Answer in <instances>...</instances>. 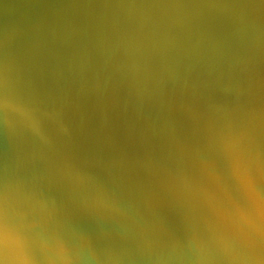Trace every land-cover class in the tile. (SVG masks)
<instances>
[{
  "label": "rangeland",
  "instance_id": "obj_1",
  "mask_svg": "<svg viewBox=\"0 0 264 264\" xmlns=\"http://www.w3.org/2000/svg\"><path fill=\"white\" fill-rule=\"evenodd\" d=\"M68 1L0 0V12L9 11L5 17L13 13L8 23L4 14L1 16L3 21L0 17V27L10 30L14 38L13 47L0 52L3 63L0 62V71H5V75L9 73L6 78L8 88L12 86L14 89V95L11 94L21 100L24 96V105L34 111L36 125L40 124L37 126L38 132L30 133L31 127L18 126V134L16 130L15 134L4 125L0 115V159L4 158L9 168L0 169L6 170V173L1 171L0 176L6 177L5 185L12 189L11 204L14 202L18 206L14 211L23 214L31 202L32 208L23 214V219L27 221L40 220L46 216L43 210L48 205L54 213L59 211L55 218L65 236L92 239L87 240L88 251L98 257L101 264H191L188 246L193 233L207 237L218 228L207 208L191 198L179 197L169 189L170 184L162 180L160 169L194 174L202 167V163H206L220 175L234 200L241 205L246 203L238 184L228 175L216 143L219 135L227 132L229 127L234 131L243 130L246 138L259 148L264 157V0ZM3 2H7V7ZM57 5L62 8V12ZM71 13H74L73 16ZM4 22L6 26H3ZM25 22H28L27 25ZM39 26L40 30L37 28ZM148 31L152 32V37ZM178 44L181 46L178 47ZM5 60H10V63L5 64ZM13 60L20 62L17 65L14 61L16 68L13 67ZM26 61H29L30 66ZM101 63L105 65L100 67ZM2 75L0 79L2 77L5 81V75ZM129 79L133 83L129 84ZM4 81L0 82V89L2 86L4 89L0 90V94L5 91ZM126 81L128 84H125ZM24 86L27 88L23 92L20 87L25 89ZM31 87L34 90L36 88V91ZM21 92L25 95L21 96ZM32 98L38 100L37 105ZM21 100L17 101L22 103ZM61 124L68 126V134L61 130ZM41 126L44 128L43 134ZM45 132L47 135H44ZM25 138L29 143L32 142L31 147L26 144ZM38 141H41L40 144ZM37 144L39 148L34 149ZM7 147L10 150L12 148L9 150L11 153L6 152ZM47 147L54 149L50 151ZM28 148L29 152L32 149L36 151L30 154H35L29 155ZM10 164H15L13 166L17 168L14 169ZM6 165L4 162L3 166ZM12 174L16 177L20 175V178ZM253 175L257 187L264 189V177L256 173ZM33 179L34 184L30 185ZM80 179L90 189L111 197L115 210L104 213L105 218L104 214L86 211L82 206L84 192L77 186ZM70 196L79 198L71 206L64 201ZM68 210L70 213L66 216ZM221 223L230 224L224 217ZM107 227L110 229L107 230ZM35 231L39 232V227ZM97 236L98 239L103 237L104 241H97ZM174 243L182 249L173 248L171 245ZM180 255L184 257L183 260L175 258ZM110 257L120 259L113 262L108 259ZM90 264L97 262L93 260ZM211 264L226 262L214 257Z\"/></svg>",
  "mask_w": 264,
  "mask_h": 264
},
{
  "label": "clouds",
  "instance_id": "obj_2",
  "mask_svg": "<svg viewBox=\"0 0 264 264\" xmlns=\"http://www.w3.org/2000/svg\"><path fill=\"white\" fill-rule=\"evenodd\" d=\"M0 115L5 126L12 132L18 126H28L33 131L37 130L33 110L14 98L8 90L7 80L4 93L0 94ZM61 130L65 134L69 133L68 128L62 124ZM216 147L225 161L228 175L236 181L245 198L243 186L235 175L234 162L237 158H244V163H247L249 157L258 162L262 157L259 148L246 138L243 130L234 131L231 127L226 133L219 135ZM160 170L162 180L170 184L169 189L177 196L191 198L207 208L218 228L207 237L193 233L188 246L191 252L189 257L191 264H211L214 257H219L226 264H264V250L258 243L253 245L249 242L246 230H242L234 221L227 225L221 223L223 218L221 210L226 212L236 200L213 168L202 163V167L194 174L183 171L173 172L163 168ZM5 186L12 193L11 187L7 184ZM77 186L84 192L82 206L86 211L104 214L115 210L111 197L90 189L82 179ZM30 222L38 224L40 231L26 235V259H2L0 264H90L93 260L101 264L98 257L89 253V244L85 238L72 239L65 236L55 218L54 210L50 209L42 219H33ZM256 226L258 229L259 219ZM171 246L181 247L175 243ZM175 258L184 259L182 255ZM108 259L115 262L120 258Z\"/></svg>",
  "mask_w": 264,
  "mask_h": 264
},
{
  "label": "snow or ice",
  "instance_id": "obj_3",
  "mask_svg": "<svg viewBox=\"0 0 264 264\" xmlns=\"http://www.w3.org/2000/svg\"><path fill=\"white\" fill-rule=\"evenodd\" d=\"M234 171L243 186L246 203L241 205L236 201L226 212L221 210V215L228 222L234 221L242 230H246L249 242L253 245L258 243L264 250V189L257 187L256 177L253 175L256 173L264 177V157L258 162L249 157L247 163H244V158H237ZM12 199L13 193L4 184H0V260L26 259L25 237L39 227L38 224L23 219L22 213L13 210Z\"/></svg>",
  "mask_w": 264,
  "mask_h": 264
},
{
  "label": "bare ground",
  "instance_id": "obj_4",
  "mask_svg": "<svg viewBox=\"0 0 264 264\" xmlns=\"http://www.w3.org/2000/svg\"><path fill=\"white\" fill-rule=\"evenodd\" d=\"M38 1H42V0H38ZM48 1L50 2V0H48ZM67 1H68V0H67ZM76 1H77V0H76ZM89 1H90V0H89ZM147 1H148V0H147ZM18 2H19V1H18ZM43 2H44V0H43ZM51 2H52V1H51ZM53 2H54V1H53ZM62 2H63V1H62ZM68 2H69V4H70L71 6L73 5V4L70 3L71 1H68ZM60 3H61V2H60ZM89 3H90V2H89ZM56 4H57V2H56ZM65 4H66V2H65ZM65 4H64V5H65ZM50 5H51V4H50ZM53 5H54V4H53ZM58 5H59V4H58ZM58 5H57V6H58ZM66 5H67V4H66ZM145 5H146V4H145ZM41 6H42V5H41ZM61 6H62V5H61ZM50 7H51V6H50ZM58 7H59V9L61 8L60 6H58ZM31 8H32V7H31ZM37 8H38V6H37ZM2 9H3V8H2ZM8 9L11 10L10 8H8ZM29 9H30V8H29ZM47 9H49V7H48ZM59 9H57V10H59ZM63 9H64V8H63ZM83 9H84V8H83ZM159 9H160V8H159ZM15 10H16V9H15ZM15 10H14V11H15ZM32 10H33V9H32ZM45 10H46V9H45ZM57 10H56V12H57ZM29 11H31V10H29ZM36 11H37V10H36ZM42 11H43V10H42ZM62 11H63V10H62V8H61V12H62ZM67 11H68V10H67ZM1 12H2V11H1ZM1 12H0V17H1L3 14H4V17H5V15H8V14L6 13V12H8V11L5 12V10H4V11L2 12V14H1ZM4 12H5L6 14H5ZM16 12H17V10H16ZM49 12H50V10H49ZM49 12H47V13H49ZM38 13H39V12H38ZM52 13H54V12H52ZM65 13H66V12H65ZM69 13H70V12H69ZM77 13H78V12H77ZM79 13H81V12H79ZM102 13H103V12H102ZM12 14H13V13H12ZM12 14H11V15H12ZM14 14H15V13H14ZM20 14H22V12H21ZM33 14H34V13H33ZM54 14H55V13H54ZM60 14H61V13H60ZM71 14H72V13H71ZM73 14H74V13H73ZM73 14H72L71 16H73ZM75 14H76V13H75ZM153 14H154V12H153ZM157 14H158V12H157ZM165 14H166V13H165ZM11 15H9V17H11ZM22 15H23V14H22ZM26 15H27V14H26ZM84 15H85V14H84ZM105 15H106V14H105ZM12 16H13V15H12ZM24 16H25V15H24ZM47 16H48V15H47ZM51 16H52V15H51ZM51 16H49V17H51ZM58 16H60V15H58ZM139 16H140V15H139ZM159 16H160V15H159ZM9 17H8V16L5 17V18H7V19L5 20V21H7V23H8V21L11 22V20H10ZM18 17H19V16H18ZM26 17H28V16H26ZM40 17H41V15H40ZM55 17H56V16H55ZM89 17H90V16H89ZM162 17H165V16H162ZM8 18H9V20H8ZM11 18H12V17H11ZM23 18H24V17H23ZM34 18H35V17H34ZM37 18H38V17H37ZM46 18H48V17H46ZM66 18H67V15H66ZM70 18H71V17H70ZM165 18H166V17H165ZM3 19H4V18L1 17V20H2V21H3ZM68 19H69V18H68ZM142 19H143V18H142ZM150 19H151V17H150ZM152 19H153V18H152ZM162 19H163V18H162ZM15 20H17V18L14 19V21H15ZM22 20H23V19H22ZM25 20H26V19H24L23 21H25ZM34 20H35V19H34ZM48 20H49V19H48ZM52 20H53V19H52ZM85 20H86V19H85ZM99 20H100V19H99ZM179 20H180V19H179ZM20 21H21V20H20ZM31 21H32V20H31ZM62 21H64V19H63ZM141 21H142V20H141ZM150 21H151V20H150ZM161 21H162V20H161ZM0 22H1V21H0ZM16 22H17V21H15V23H16ZM44 22H45V24H46V21H45V20H44ZM55 22H56V21H55ZM97 22H98V21H97ZM163 22H164V21H163ZM174 22H175V21H174ZM179 22H180V21H179ZM179 22H178V24H179ZM23 23H24V22H23ZM25 23H26V22H25ZM27 23H28V22H27ZM27 23H26V25H27ZM47 23H48V22H47ZM62 23H63V22H62ZM140 23H141V22H140ZM164 23H165V22H164ZM12 24H13V22L11 23V25H12ZM36 24H37V22H36ZM60 24H61V23H60ZM63 24H65V23H63ZM162 24H163V23H162ZM180 24H181V23H180ZM4 25L6 26V22L3 23V26H4ZM9 25H10V23H9ZM9 25H8V26H9ZM17 25H18V24H16V26H17ZM21 25H22V24H21ZM32 25H33V24H32ZM41 25H42V24H41ZM46 25H47V24H46ZM48 25H49V24H48ZM141 25H142V24H141ZM13 26H14V25H13ZM18 26H19V25H18ZM34 26H35V24H34ZM34 26H33V27H34ZM51 26H52V22H51ZM65 26H66V25H65ZM151 26H152V25H151ZM178 26H179V25H178ZM42 27H43V26H42ZM67 27H68V26H67ZM98 27H99V25H98ZM147 27H148V26H147ZM154 27H155V25H154ZM172 27H173V26H172ZM15 28H16V27H13V29H15ZM18 28H19V27H18ZM20 28H21V27H20ZM34 28H35V27H34ZM37 28L39 29L40 26L37 27ZM43 28H44V27H43ZM101 28H103V27H101ZM40 29H41V28H40ZM40 29H39V30H40ZM133 29H134V28H133ZM155 29H157V28H155ZM155 29L153 28V30H155ZM163 29H164V27H163ZM15 30H16V29H15ZM20 30H22V28H21ZM52 30H54V29H52ZM99 30H100V29H99ZM99 30H98V31H99ZM102 30H104V29H102ZM147 30H148V29H147ZM160 30H161V29H160ZM9 31H10V30H5V29H3V27H2V28L0 27V52H2V51H6V50H10V49L13 47V45H14V44H13V43H14V38H13L12 35H11L12 32L10 33ZM50 31H51V30H50ZM104 31H105V30H104ZM110 31H111V29H110ZM130 31H131V30H130ZM39 32H40V31H39ZM88 32H89V31H88ZM102 32H103V31H102ZM123 32H124V31H123ZM148 32L150 33V31H148ZM163 32H164V30H163ZM30 33H31V32H30ZM116 33H117V32H116ZM118 33H119V32H118ZM118 33H117V35H119ZM130 33H132V32H130ZM178 33H179V31H178ZM37 34H38V33H37ZM44 34H45V33H44ZM101 34H102V33H101ZM105 34H107V33H105ZM120 34H121V33H120ZM124 34H125V32H124ZM127 34H128V33H127ZM151 34H152V32L150 33V37H152ZM38 35H39V34H38ZM98 35H99V34H98ZM107 35H108V34H107ZM113 35H116V34L113 33ZM113 35H112V36H113ZM134 35H135V34H134ZM139 35H140V33H139ZM141 35H143V34H141ZM148 35H149V34H148ZM13 36H14V35H13ZM25 36H26V35H25ZM61 36H62V35H61ZM73 36H74V35H73ZM92 36H93V35H92ZM94 36H95V33H94ZM96 36H97V35H96ZM109 36H110V35H109ZM126 36H127V35H126ZM154 36H155V35H154ZM166 36H167V35H166ZM29 37H31V36L29 35ZM98 37L100 38V36H98ZM98 37H97V38H98ZM141 37H142V36H141ZM39 38H40V37L38 36L37 39H39ZM111 38H112V37H111ZM113 38H114V37H113ZM113 38H112V39H113ZM145 38H146V37H145ZM33 39H34V38H33ZM41 39H42V38H41ZM41 39H40V40H41ZM48 39H49V38H48ZM89 39H90V38H89ZM106 39H107V38H106ZM106 39H105V40H106ZM138 39H139V37H138ZM142 39H143V38H142ZM157 39H158V38H157ZM67 40H69V39L67 38ZM82 40H83V39H82ZM144 40H145V39H144ZM148 40H149V39H148ZM151 40H152V39H151ZM35 41H36V40H35ZM35 41H33V43H34ZM37 41H38V40H37ZM108 41H109V40H108ZM108 41L106 42L107 44H108ZM140 41H141V39H140ZM146 41H147V40H146ZM168 41H170V40H168ZM17 42H18V41H17ZM39 42H40V41H39ZM97 42H98V39H97ZM102 42H103V41H102ZM109 42H110V41H109ZM147 42H148V41H147ZM147 42H146V44H147ZM150 42H151V41H150ZM153 42H154V38H153ZM156 42H157V41H156ZM159 42H160V40H159ZM26 43H27V40H26ZM36 43H37V42H36ZM41 43H42V42H41ZM110 43H111V42H110ZM114 43H115V42H114ZM168 43H169V45H170V42H168ZM94 44H96V43H94ZM136 44H137V43H136ZM148 44H149V43H148ZM151 44H152V43H151ZM153 44H154V43H153ZM161 44H162V43H161ZM175 44H176V42L174 43V45H175ZM179 44H180V43H179ZM179 44H178V47L181 46V45H179ZM15 45H16V44H15ZM24 45H25V44H24ZM34 45H35V44H34ZM38 45H39V44H38ZM40 45H41V44H40ZM89 45H90V43H89ZM108 45H109V44H108ZM17 46H18V45H17ZM17 46H16V47H17ZM28 46H29V45H28ZM35 46H36V45H35ZM35 46H34V47H35ZM44 46H45V45H44ZM87 46H88V45H87ZM94 46H95V45H94ZM98 46H99V45H98ZM104 46H105V45H104ZM106 46H107V45H106ZM114 46H115V45H114ZM117 46H118V45H117ZM122 46H123V45H122ZM127 46H128V45H127ZM149 46H150V45H149ZM152 46H153V45H151V47H152ZM158 46H159V45H158ZM165 46H167V45H165ZM32 47H33V46H32ZM36 47H37V46H36ZM36 47H35V48H36ZM176 47H177V45H176ZM37 48H38V47H37ZM93 48H95V47H93ZM96 48H97V46H96ZM99 48H100V47H99ZM101 48H103V47H101ZM130 48H131V47H130ZM130 48H129V50H130ZM156 48H158V47H157V44H156ZM161 48H163V50L165 49L164 47H161ZM170 48H172V47H170ZM45 49H46V48H45ZM86 49H87V48H86ZM88 49H89V48H88ZM139 49H140V48H139ZM158 49H159V48H158ZM172 49H173V48H172ZM180 49H181V48H180ZM17 50H18V48H17ZM39 50H40V49H39ZM96 50H97V49H96ZM107 50H108V49H107ZM124 50H125V48H124ZM126 50H127V48H126ZM131 50H132V49H131ZM134 50H135V49H134ZM154 50H155V47H154ZM177 50H179V49L177 48ZM184 50H185V49H184ZM24 51H25V50H24ZM85 51H86V50H85ZM135 51H136V50H135ZM158 51H159V50H158ZM158 51H156V52H158ZM263 51H264V50H263ZM27 52H29V51L27 50ZM78 52H79V51H78ZM100 52H101V51H100ZM100 52H99V53H100ZM116 52H117V50H116ZM127 52H128V51H127ZM170 52H171V51H170ZM86 53L88 54L89 52H86ZM95 53L97 54V52H95ZM99 53H98V54H99ZM133 53H134V52H133ZM140 53H141V52H140ZM140 53H139V54H140ZM10 54H11V53H10ZM109 54H110V53H109ZM109 54H108V55H109ZM129 54H132V53L129 52ZM151 54H152V52H151ZM11 55H12V54H11ZM32 55L34 56V54H32ZM78 55H79V54H78ZM82 55H83V54H82ZM102 55H103V54H102ZM106 55H107V54H106ZM141 55H142V54H141ZM149 55H150V54H149ZM29 56H30V55H29ZM54 56H55V55H54ZM100 56H101V55H100ZM115 56H116V53H115ZM133 56H134V55H133ZM144 56H145V55H144ZM37 57H38V56H37ZM90 57H91V56H90ZM94 57H95V56H94ZM107 57H108V56H107ZM118 57H119V56H118ZM122 57H123V56H122ZM131 57H132V56H131ZM140 57H141V56H140ZM149 57H151V56H149ZM52 58H53V57H52ZM59 58H60V57H59ZM114 58H115V57H114ZM116 58H117V57H116ZM165 58H167V57H165ZM27 59H28V58H27ZM97 59H98V58H97ZM100 59H102V58H100ZM138 59H139V58H138ZM148 59H149V58H148ZM218 59H219V58H218ZM36 60H38V59H36ZM70 60H71V59H70ZM73 60H74V59H73ZM73 60H71V61H73ZM78 60H79V59H78ZM89 60H90V59H89ZM91 60H92V59H91ZM142 60H143V59H142ZM142 60H141V61H142ZM146 60H147V59H146ZM162 60H163V58H162ZM3 61H4V60H3ZM9 61H10V60H5L6 63H5V62H4V63H5V64L10 63ZM14 61H15V60H13L12 64L15 65V66H13V67L16 68V64H14ZM40 61H41V60H40ZM49 61H50V60H49ZM49 61H48L47 63H49ZM57 61H58V60H57ZM64 61H67V63L69 62L68 60H64ZM109 61H110V60H109ZM117 61H118V60H117ZM127 61H128V60H127ZM134 61H135V60H134ZM0 62L2 63V60H0ZM15 62H16V61H15ZM22 62H23V60H22ZM22 62H21V63H22ZM26 62H28V66H30V65H29V61H26ZM35 62H37V61H35ZM61 62H62V61H61ZM88 62H89V61H88ZM97 62H98V61H97ZM100 62H101V61H100ZM156 62H157V59H156ZM247 62H248V61H247ZM1 63H0V65L3 64V63H2V64H1ZM16 63H17V62H16ZM18 63L20 64V62H18ZM18 63H17V65H18ZM23 63H24V62H23ZM23 63H22V64H23ZM63 63H64V62H63ZM85 63H86V61H85ZM129 63H130V60H129ZM149 63H150V62H149ZM25 64H26V63H25ZM33 64H35V63H33ZM37 64H38V63H37ZM55 64H56V63H55ZM69 64H71V63H69ZM74 64H75V63H74ZM108 64H109V63H108ZM133 64H134V63H132V65H133ZM147 64H148V63H147ZM9 65H11V64H9ZM41 65H42V63H41ZM61 65H62V64H61ZM67 65H68V64H67ZM78 65H79V64H78ZM91 65H92V63H91ZM101 65H105V63H104V64L101 63V64H100V67H101ZM109 65H110V64H109ZM135 65H136V64H135ZM138 65H139V63H138ZM22 66H23V65H22ZM28 66H27V67H28ZM44 66H45V65H44ZM53 66H54V65H53ZM64 66H65V65H64ZM118 66H119V65H118ZM120 66H121V65H120ZM129 66H131V65L129 64ZM6 67H7V66H6ZM18 67H19V66H18ZM20 67H21V66H20ZM27 67H25V69H27ZM32 67H33V65H32ZM34 67H35V66H34ZM36 67H37V66H36ZM39 67H40V66H39ZM100 67H99V68H100ZM103 67H105V66H103ZM121 67H122V66H121ZM156 67H157V66H156ZM8 68H9V67H8ZM11 68H12V67H11ZM14 68H13V70H14ZM47 68H49V67H47ZM47 68H46V69H47ZM55 68H56V67H55ZM58 68H59V67H58ZM87 68H88V67H87ZM111 68H112V67H111ZM128 68H129V67H128ZM130 68H131V67H130ZM133 68H134V65H133ZM3 69H4V67H3ZM40 69H41V67H40ZM40 69H39V70H40ZM117 69H118V67H117ZM134 69H135V68H134ZM149 69H150V68H149ZM9 70H10V68H9ZM76 70H77V69H76ZM78 70H79V69H78ZM89 70H90V69H89ZM105 70H106V68H105ZM109 70H110V69H109ZM121 70H122V69H121ZM2 71H3V70H2ZM6 71H7V70H6ZM11 71H12V70H11ZM28 71H29V69H28ZM44 71H45V70H44ZM44 71H43V72H44ZM51 71H52V70H51ZM61 71H62V70H61ZM111 71H112V70H111ZM135 71H136V70H135ZM156 71H157V70H156ZM193 71H194V70H193ZM7 72H8V71H7ZM34 72H35V71H34ZM40 72H41V71H40ZM62 72H64V70H63ZM62 72H61V73H62ZM88 72H89V71H88ZM103 72H105V71H103ZM120 72H121V71H120ZM130 72H131V71H129V73H130ZM1 73H3V75H5V74H4L5 71H3V72L0 71V75H1ZM13 73H15V72H13ZM23 73H24V72H23ZM26 73H27V71H26ZM26 73H25V74H26ZM38 73H39V72H38ZM47 73H48V72H47ZM74 73H75V72H74ZM74 73H73V74H74ZM76 73H77V72H76ZM76 73H75V74H76ZM83 73H85V72H83ZM108 73H109V72H108ZM108 73H107V74H108ZM124 73H126V72H124ZM159 73H160V72H159ZM8 74H9V73H8ZM8 74L5 75V78H6V76H7ZM10 74H11V73H10ZM27 74H28V73H27ZM33 74H34V73H33ZM49 74H50V73H49ZM79 74L81 75V73H79ZM95 74H96V73H95ZM127 74H128V73H127ZM131 74H132V73H131ZM161 74H162V73H161ZM3 75H2V76H3ZM28 75H29V74H28ZM11 76H12V75H11ZM13 76H14V75H13ZM15 76H16V74H15ZM39 76H40V75H39ZM41 76H42V75H41ZM88 76H89V74H88ZM98 76H99V75H98ZM117 76H118V73H117ZM128 76H129L128 78H130V74H129ZM159 76H160V75H159ZM9 77H10V76H9ZM22 77H23L24 79H28V80H29V78H25L23 75H22ZM26 77H27V76H26ZM37 77H38V76H37ZM46 77H47V76H46ZM46 77H44L45 80L48 78V77H47V78H46ZM52 77H53V76H52ZM64 77L66 78V76H64ZM89 77H91V76H89ZM94 77H97V76L94 75ZM111 77H112V76H111ZM146 77H147V76H146ZM30 78H31V77H30ZM75 78H76V76H75ZM78 78H79V77H78ZM99 78H100V77H99ZM112 78H113V77H112ZM118 78H119V77H118ZM137 78H138V77H137ZM247 78H248V77H247ZM3 79H4V78H3ZM3 79H2V77H1L0 82H1V81H4ZM16 79H17V78H16ZM31 79H32V78H31ZM33 79H35V78H33ZM80 79H81V78H80ZM80 79H79V80H80ZM95 79H96V78H95ZM114 79H115V78H114ZM114 79H112V80H114ZM124 79L126 80V78H124ZM140 79H141V78H140ZM252 79H253V78H252ZM6 80H7V78H6ZM6 80H5V81H6ZM8 80H9V79H8ZM18 80H19V78H18ZM40 80H41V79H40ZM45 80H44V81H45ZM103 80H104V79H103ZM103 80H101V81H103ZM106 80H107V79H106ZM125 80H124V82H125ZM156 80H157V79H156ZM5 81H4V82H5ZM33 81H34V80H33ZM52 81H53V80H52ZM52 81H51V83H52ZM57 81H58V80H57ZM85 81H86V80H85ZM85 81H84V82H85ZM4 82H2V83H4ZM19 82H20V81H19ZM27 82H28V81H27ZM27 82H26V83H27ZM42 82H43V81H42ZM74 82H75V81H74ZM128 82H129V84H130V83H133V82H130V79H129ZM128 82L126 81L125 84H128ZM2 83H1V84H2ZM31 83H32V82H31ZM35 83H36V82H35ZM54 83H56V82L54 81ZM57 83H58V82H57ZM59 83H60V82H59ZM117 83H118V82H117ZM122 83H123V81H122ZM181 83H182V82H181ZM241 83H242V82H241ZM45 84H46V83H45ZM45 84H44V85H45ZM61 84H62V83H61ZM86 84H87V83H86ZM94 84H95V82H94ZM94 84H93V85H94ZM191 84H192V83H191ZM2 85H3V84H2ZM17 85H18V84H17ZM23 85H25V84H23ZM30 85H31V84H29V86H30ZM32 85H33V84H32ZM32 85H31V86H32ZM52 85H53V84H52ZM77 85H79V83H77ZM161 85H162V84H161ZM4 86H5V85H4ZM8 86H9V85H8ZM20 86H21V84H20ZM25 86H27V84H26ZM25 86H24V87H25ZM46 86H47V85H46ZM54 86L56 87V85H54ZM54 86H52V87H54ZM57 86H58V85H57ZM62 86H63V85H62ZM84 86H85V85H84ZM123 86H124V85H123ZM125 86H126V85H125ZM128 86H129V85H128ZM1 88L3 89V86H2ZM4 88H5V87H4ZM12 88H13L12 86H11L10 89L8 88L9 91L11 90V93H12L13 90H14V89L12 90ZM22 88H23V87H22ZM22 88L20 87L21 91L24 92V90H26L27 87H25V89H22ZM31 88L33 89V87H31ZM46 88H48V87H45V89H46ZM137 88H138V87H137ZM2 89H0V90H2ZM20 89H18L19 92H20ZM40 89H42V88H40ZM58 89H59V88H58ZM71 89H73V88H71ZM105 89H106V88H105ZM132 89H133V88H132ZM147 89H148V88H147ZM3 90H4V89H3ZM3 90H2V91H3ZM18 90H17V91H18ZM29 90H30V87H29ZM33 90H34V89H33ZM64 90H65V89H64ZM90 90H91V88H90ZM97 90H98V89H97ZM134 90H135V89H134ZM134 90H133V91H134ZM17 91H16V93H17ZM34 91H36V88H35ZM37 91H38V90H37ZM56 91H57V90H56ZM62 91H63V90H62ZM71 91H72V90H71ZM76 91H77V90H76ZM110 91H111V90H110ZM115 91H116V90H115ZM23 92L20 93L21 96H22V94H24ZM25 92H26V91H25ZM29 92H30V91H29ZM40 92H41V91H40ZM57 92H58V91H57ZM73 92H74V91H73ZM94 92H95V91H94ZM96 92H97V91H96ZM123 92H124V91H123ZM128 92H129V91H128ZM128 92H126V93H128ZM153 92H154V91H153ZM0 93H1V92H0ZM3 93H4V92H3ZM14 93H15V92H14ZM41 93H42V92H41ZM63 93H64V92H62V95H63ZM76 93H77V92H76ZM83 93H84V92H83ZM86 93H87V92H86ZM12 94H13V93H12ZM30 94H31V93H29V96H30ZM38 94H39V93H38ZM42 94H43V93H42ZM50 94H51V93H50ZM135 94H136V93H135ZM137 94H138V93H137ZM13 95H14V94H13ZM17 95H18V94H17ZM24 95H25V94H24ZM33 95H37V94H33ZM58 95H59V94H58ZM65 95H68V94L66 93ZM31 96H32V94H31ZM44 96H45V95H44ZM145 96H146V95H145ZM38 97H39V95H38ZM38 97H37V99H38ZM54 97H55V95H54ZM105 97H106V96H105ZM15 98L17 99V97H15ZM22 98H23V100H25V99H24V96H22ZM46 98H47V97H46ZM87 98H88V97H87ZM140 98H141V97H140ZM142 98H143V97H142ZM28 99L31 100V98H28ZM32 99H33V98H32ZM35 99H36V98H35ZM35 99H33V100H35ZM56 99H57V98H56ZM143 99H144V98H143ZM17 100H21V99L18 98ZM23 100H21V101H22V103L24 104ZM33 100H32V101H33ZM44 100H45V99H44ZM47 100H48V99H47ZM58 100H59V98H58ZM70 100H71V99H70ZM76 100H77V99H76ZM25 101H26V100H25ZM36 101H38V100H35L34 103H36ZM41 101H43V100H41ZM61 101H62V100H61ZM73 101H74V100H73ZM28 102H29V101H28ZM59 102H60V101H59ZM66 102H67V101H66ZM85 102H86V101H85ZM111 102H112V101H111ZM34 103H33V104H34ZM47 103H49V102H47ZM47 103H45V104L47 105ZM57 103H58V102H57ZM74 103H75V102H74ZM81 103H82V102H81ZM153 103H154V102H153ZM40 104H41V103H40ZM40 104H39V105H40ZM102 104H103V103H102ZM117 104H118V103H117ZM121 104H122V103H121ZM128 104H129V103H128ZM25 105H26V104H25ZM36 105H37V103H36ZM42 105H43V103H42ZM42 105H41V106H42ZM59 105H60V104H59ZM64 105H65V104H64ZM93 105H94V104H93ZM122 105H123V104H122ZM131 105H132V104H131ZM146 105H147V104H146ZM31 106H32V105H31ZM43 106H44V105H43ZM66 106H68V105H66ZM99 106H100V104H99ZM54 107H55V106H54ZM141 107H142V106H141ZM39 108H40V106H39ZM47 108H49V106H48ZM64 108H65V107H64ZM70 108H71V107H70ZM95 108H96V107H95ZM153 108H154V107H153ZM35 109H36V107H35ZM79 109H80V108H79ZM124 109H125V108H124ZM135 109H136V108H135ZM69 110H71V109H69ZM77 110H78V109H77ZM94 110H95V109H94ZM108 110H109V109H108ZM120 110H121V108H120ZM49 111H51V110H49ZM79 111H80V110H79ZM87 111H88V110H87ZM33 112H34V111H33ZM37 112H38V111H37ZM37 112H36V114H37ZM53 112H54V111H53ZM56 112H57V111H56ZM111 112H112V111H111ZM115 112H116V111H115ZM155 112H156V111H155ZM221 112H222V111H221ZM48 113H49V112H48ZM217 113H218V112H217ZM41 114H42V113H41ZM54 114H55V113H54ZM80 114H81V113H80ZM153 114H154V113H153ZM102 115H103V114H102ZM49 116H50V115H49ZM221 116H222V115H221ZM230 116H232V115H230ZM86 117H87V116H86ZM1 118H2V117H1ZM36 118H37V116H36ZM114 119H115V118H114ZM38 120H39V119H38ZM79 120H80V119H79ZM95 120H96V119H95ZM39 121H40V120H39ZM50 121H51V120H50ZM71 121H72V120H71ZM74 121H76V120H74ZM77 121H78V120H77ZM80 121H81V120H80ZM114 121H116V120H114ZM97 122H98V121H97ZM61 123H62V122H61ZM72 123H73V122H72ZM77 123H78V122H77ZM77 123H76V124H77ZM104 123H105V121H104ZM76 124H75V125H76ZM81 124H82V123H81ZM88 124H89V123H88ZM88 124H87V125H88ZM212 124H213V123H212ZM4 125H5V124H4ZM45 125H46V124H45ZM77 125H78V124H77ZM98 125H99V124H98ZM37 126H38V125H37ZM39 126H40V124H39ZM39 126H38V127H39ZM112 126H113V125H112ZM1 127H2V126H1ZM41 127H42V126H41ZM41 127H40V129H41ZM57 127H59V126H57ZM67 127H68V126H67ZM3 128H4V127H3ZM7 128H8V127H7ZM29 128H30V127H29ZM76 128H77V127H76ZM79 128H80V127H79ZM82 128H83V127H82ZM111 128H112V127H111ZM257 128H258V127H257ZM5 129H6V128H5ZM8 129H9V128H8ZM21 129H22V128H21ZM21 129H20V130H21ZM23 129H24V128H23ZM37 129H39V128H37ZM43 129H44V128L42 127V131H41L42 134L44 133V132H43V131H44ZM46 129H47V128H46ZM46 129H45V130H46ZM0 130H1V129H0ZM17 130H18V127L16 128V131H15V132H17ZM20 130H19V132H22V133H23V131H20ZM27 130H28V129H27ZM52 130H53V129H52ZM74 130H75V129H74ZM30 131H32V132H30ZM30 131H29L30 133H33V130H32L31 128H30ZM39 131H40V130H39ZM46 131H47V130H46ZM53 131H54V130H53ZM2 132H3V131H2ZM8 132H9V131H8ZM10 132H11V131H10ZM10 132H9V133H10ZM15 132H14V133H15ZM34 132H38V130H36V131H34ZM58 132H59V131H58ZM4 133H5V132H4ZM4 133H3V134H4ZM30 133H28V134H30ZM225 133H226V131H225ZM15 134H16V133H15ZM17 134H18V132H17ZM35 134H36V133H35ZM37 134H38V133H37ZM37 134H36V135H37ZM42 134L39 133L38 136H40V135H42ZM50 134H51V133H50ZM50 134H49V135H50ZM7 135L9 136V135H11V134H8V133H7ZM23 135H24V134H23ZM31 135H32V134H30V136H31ZM33 135H34V134H33ZM36 135H35V136H36ZM44 135H47L46 132H45ZM44 135L42 136L43 138H44ZM49 135H48V136H49ZM57 135H59V134H57ZM116 135H117V134H116ZM123 135H124V134H123ZM1 136H2V135H1ZM14 136H15V135H14ZM17 136H19V135H17ZM17 136H16V137H17ZM27 136H28V135H26V137H27ZM72 136H73V135H72ZM11 137H13V136H11ZM11 137H10V138H11ZM24 137H25V136H24ZM24 137H23V138H24ZM23 138L21 137V140H22ZM27 138H29V137H27ZM27 138H25L26 141H27ZM43 138H41V139H43ZM45 138H48V137H45ZM50 138H51V135H50ZM52 138L54 139L53 135H52ZM56 138H57V137H56ZM69 138H70V137H69ZM72 138H73V137H72ZM123 138H124V137H123ZM132 138H133V137H132ZM0 139H1V137H0ZM7 139H9V138H7ZM15 139H16V138H15ZM30 139H31V138H30ZM34 139H36V137H34ZM57 139H58V138H57ZM23 140H24V139H23ZM28 140H29V139H28ZM32 140H33V139H32ZM39 140H40V138H39ZM49 140H50V139H49ZM58 140H59V139H58ZM120 140H121V139H120ZM9 141H10V140H9ZM45 141H46V140H45ZM47 141H48V140H47ZM47 141H46V142H47ZM52 141H53V140H51V142H52ZM59 141H60V140H59ZM66 141H67V139H66ZM69 141H70V140H69ZM5 142H7V141H6V137H5ZM21 142H22V141H21ZM30 142H31V140H30ZM39 142H41V141H38V143H39ZM46 142H44V143H46ZM51 142H50V143H51ZM63 142H64V141H63ZM14 143H15V140H14ZM23 143H25V142H23ZM23 143H20V144H23ZM27 143H28V144H27ZM31 143H32V142H31ZM31 143H29L28 141L26 142V144L29 145V147L32 146ZM36 143H37V142H36ZM42 143H43V141H42ZM44 143H43V144H44ZM47 143H48V142H47ZM68 143H70V142H68ZM128 143H129V142H128ZM0 144H1V143H0ZM39 144H40V143H39ZM51 144H52V143H51ZM53 144H54V143H53ZM55 144H56V142H55ZM129 144H130V143H129ZM8 145H9V143H8ZM8 145H7V146H8ZM14 145H16V144H14ZM18 145H19V143L17 144V146H18ZM23 145H24V144H23ZM27 145L24 146L23 149H25V147H27ZM30 145H31V146H30ZM4 146H5V145H4ZM33 146H34V145H33ZM35 146H36V147H34V149L39 148L38 144L35 145ZM37 146H38V147H37ZM41 146H42V147H41ZM41 146H40V147L43 149V145H42V144H41ZM46 146H47V145H46ZM48 146H50L49 143H48ZM51 146H52V145H51ZM71 146H72V145H71ZM2 147H3V146H2ZM10 147H15V146L10 145ZM76 147H77V145H76ZM127 147H128V146H127ZM129 147H130V146H129ZM19 148H20V146H19ZM47 148H48V147H47ZM47 148H46V151H47ZM55 148H56V147H55ZM58 148H59V147H58ZM73 148H74V147H73ZM7 149H8V150H7ZM7 149H6V150H7L6 152H10V151L12 150V148H11V150H10L8 147H7ZM20 149H21V148H20ZM34 149H32V151H33ZM52 149H54V148H52ZM52 149L50 150V149L48 148V150H50V151H52ZM66 149H67V148H66ZM9 150H10V151H9ZM14 150H15V149H14ZM14 150H13V152H14ZM17 150H18V149H17ZM44 150H45V147H44ZM58 150H59V149H58ZM32 151L29 152V148H28V152H29L28 154H29V155H34V154H35V153H34V154H30V153H32ZM63 151H64V150H63ZM3 152L6 153L5 151H3ZM15 152H16V151H15ZM18 152H19V150H18ZM24 152H25V151H24ZM34 152H36V151L34 150ZM37 152H38V151H37ZM40 152H41V150H40ZM53 152H54V151H53ZM10 153H11V152H10ZM16 153H17V152H16ZM48 153H49V151H48ZM0 154H1V153H0ZM17 154H20V153H17ZM37 154H39V153H37ZM37 154H36V155H37ZM40 154H41V153H40ZM53 154H54V153H53ZM56 154H57V153H56ZM64 154H65V153H64ZM2 155H3V154H2ZM12 155H13V157L15 156L13 153H12ZM29 155H26V156H29ZM43 155H44V154H43ZM54 155H55V154H54ZM77 155H78V154H77ZM0 156H1V155H0ZM7 156H8V153H7ZM7 156H5V157H7ZM10 156H11V155H10ZM59 156H60V155H59ZM67 156H68V155H67ZM2 157H3V156H2ZM20 157H21V156H20ZM45 157H46V156H45ZM17 158H18V157H17ZM27 158H28V157H27ZM27 158H26V159H27ZM32 158H33V157H32ZM60 158H61V157H60ZM7 159H8V158H7ZM55 159H56V158H55ZM71 159H72V158H71ZM71 159H70V160H71ZM94 159H95V158H94ZM42 160H43V159H42ZM70 160H69V161H70ZM80 160H81V159H80ZM1 161H4V158H3V159L1 158V159H0V162H1ZM10 161H11V160H10ZM18 161H19V160H18ZM4 162H5V165H6L7 161L5 160ZM4 162H3V163H4ZM13 162H15V158H14ZM19 162H20V161H19ZM19 162H18V163H19ZM21 162H23V161H21ZM102 162H103V161H102ZM3 163H2V166H3ZM9 163H10V162H9ZM24 163H25V162H24ZM24 163H23V164H24ZM28 163H29V162H28ZM36 163H37V162H36ZM10 165H12V164H10ZM13 165L16 166V165H17V162H16V165H15V164H13ZM13 165H12V166H13ZM47 165H48V164H47ZM14 166H13V168H14ZM17 166H18V165H17ZM37 166H38V165H37ZM66 166H67V165H66ZM90 166H91V165H90ZM3 167H5V168H2V167H1V169H6L7 165H6V166H3ZM21 167H22V166H21ZM91 167H92V166H91ZM16 168H17V167H16ZM16 168H14V169H16ZM26 168H27V167H26ZM7 169H9V168L7 167ZM7 169H6V170H7ZM18 169H19V168H18ZM64 169H65V168H64ZM6 170H4V171L1 170V171L5 172ZM12 170H13V169H12ZM1 171H0V172H1ZM8 171H9V170H8ZM8 171H7V172H8ZM3 172H2V173H3ZM14 172H15V171L13 170V173H14ZM17 172H18V171H17ZM20 172H21V171H19V173H20ZM22 172H23V171H22ZM28 172H29V171H28ZM5 173H6V172H5ZM5 173H4V174H5ZM14 174H15V173H14ZM14 174H12V175H14ZM17 174H18V173H17ZM17 174H16V175H17ZM20 174H21V173H20ZM2 175H3V174H2ZM8 175L10 176V173H9ZM8 175H7V176H8ZM14 176H15V175H14ZM17 176H18V175H17ZM1 177H2V176H1ZM15 177H16V176H15ZM15 177H13V178H15ZM3 178H6V177L3 176ZM16 178H20V175H19V177H16ZM16 178H15V179H16ZM5 180H6V179H5ZM8 180H9V179H8ZM10 180H12V178H11ZM18 180H19V179H18ZM16 182L18 183V181H15V183H16ZM18 184H19V183H18ZM11 185H12V184H11ZM39 185H40V184H39ZM15 186H16V185H15ZM39 207H40V206H39ZM88 219H89V218H88Z\"/></svg>",
  "mask_w": 264,
  "mask_h": 264
},
{
  "label": "water",
  "instance_id": "obj_5",
  "mask_svg": "<svg viewBox=\"0 0 264 264\" xmlns=\"http://www.w3.org/2000/svg\"><path fill=\"white\" fill-rule=\"evenodd\" d=\"M11 1H12V0H9V2H11ZM3 3H4V5L6 6V3H7V2H3ZM3 7H4V6H3ZM3 7H2V8H3ZM6 7H7V6H6ZM4 8H5V7H4ZM6 9H7V8H6ZM7 10H8V9H7ZM8 12H9V11H8ZM8 12H7V13H8ZM0 163H1V162H0ZM1 166H2V165L0 164V169H1ZM0 177H1V176H0ZM34 181H35V179H33V180L31 181V183L29 182L30 185H33V184H34ZM0 184H4V185H5V180H4L3 177L0 178ZM54 191H55V190H54ZM55 192H56V191H55ZM58 195H59V194H58ZM45 199H46V198H45ZM64 199H65V198H64ZM21 200H22V199H21ZM77 200H79V198H76L75 196H74V197L70 196L68 199H65L64 201L67 202V205L71 206V205H73L75 202H77ZM66 202H65V203H66ZM72 203H73V204H72ZM30 204H31V202H30ZM30 204H28V207H27L26 210L32 208V205H33V204H31V205H30ZM63 204H64V203H63ZM11 205H12L13 210L18 209V206H17L16 204H14V202H13ZM50 208H51V207H50L49 205H48V206H45L43 211L47 214L48 211L50 210ZM67 208H68V206L65 207L66 210H67ZM26 210L23 212V214L26 213ZM70 210H71V209H70ZM70 210L66 211V216H67L68 213H70ZM21 211H22V209H21ZM79 211H80V210H79ZM81 211H82V210H81ZM81 211H80V212H81ZM29 212H30V210H29ZM58 212H59V211H57L56 213H58ZM75 212L77 213V211H75ZM56 213H55V214H56ZM30 215H31V214H30ZM103 217L105 218V214L103 215ZM65 218H66V217H64V219H65ZM71 218L74 219V220H75L76 222H78L79 224H81V222H79V220L76 219L75 216H72V215H71ZM80 218H81V216H80ZM57 222H58V221H57ZM58 224H59V223H58ZM106 229L108 230V229H110V227H107ZM87 240H88V241H92V239H87ZM96 240H97V241H104V238H103V237H99V239H98V236H97V237H96ZM95 243H96V242H95ZM117 264H118V263H117Z\"/></svg>",
  "mask_w": 264,
  "mask_h": 264
}]
</instances>
